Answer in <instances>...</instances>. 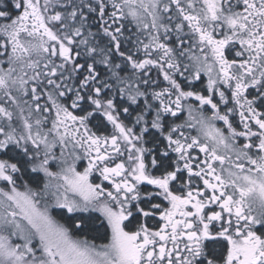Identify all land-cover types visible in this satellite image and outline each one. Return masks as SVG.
Segmentation results:
<instances>
[{"label":"snow or ice","instance_id":"snow-or-ice-1","mask_svg":"<svg viewBox=\"0 0 264 264\" xmlns=\"http://www.w3.org/2000/svg\"><path fill=\"white\" fill-rule=\"evenodd\" d=\"M0 264H264V0H0Z\"/></svg>","mask_w":264,"mask_h":264}]
</instances>
